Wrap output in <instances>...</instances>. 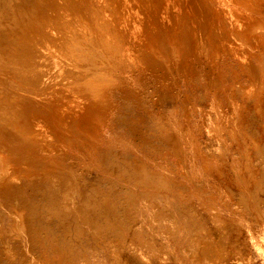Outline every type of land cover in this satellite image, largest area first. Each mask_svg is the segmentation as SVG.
I'll return each mask as SVG.
<instances>
[{
	"label": "bare ground",
	"instance_id": "bare-ground-1",
	"mask_svg": "<svg viewBox=\"0 0 264 264\" xmlns=\"http://www.w3.org/2000/svg\"><path fill=\"white\" fill-rule=\"evenodd\" d=\"M28 1L0 0V6L15 4L13 11L0 15V264H24L33 253L27 245L40 240L73 244L68 235L64 239L53 237L56 223L63 229L70 228L72 220L82 225L74 226L82 244L89 227L100 230L107 225L122 228L133 223L134 211L148 207L151 191L146 186L151 187L153 167L145 160L150 155L139 156L140 176L131 164L135 161L130 160V154L137 153L132 141L134 129L132 134L128 127L135 117L133 108L144 111L139 119L140 115L135 117L142 126L150 113L160 137L180 148L188 140L173 130L178 120L163 121L166 116L161 120L153 105L168 99L171 102L176 91L184 87L183 132L193 133L200 127L195 110H200L197 116L206 121L204 127L213 130V106L218 117L226 111L219 92L210 95L211 109L194 102V92H188L207 79L200 77L205 72L197 74L202 57L212 76L205 75L213 77L206 82L209 90L233 75L234 90L222 91L229 105L237 106L229 107L231 114L252 110L238 99L239 92L249 89L251 96L263 94L264 0ZM240 70L248 75L242 73L247 79H241L248 82L239 80ZM127 85L135 91L125 90ZM121 89L132 92L133 100L144 98L145 103L122 104ZM127 95L123 99L130 97ZM177 114L178 119L181 113ZM123 150L131 152L122 154ZM115 157L133 167L128 174L133 182L127 181L125 188L117 191L119 178L110 175L116 179L105 183L110 194H104L99 185H93L94 194H87L81 178H86L85 171L92 167L98 174L102 168L116 170ZM126 174L120 172L123 177ZM137 187L144 188L138 191Z\"/></svg>",
	"mask_w": 264,
	"mask_h": 264
},
{
	"label": "rangeland",
	"instance_id": "rangeland-1",
	"mask_svg": "<svg viewBox=\"0 0 264 264\" xmlns=\"http://www.w3.org/2000/svg\"><path fill=\"white\" fill-rule=\"evenodd\" d=\"M31 1L32 0H29L28 2ZM22 6L23 4H18V8H21ZM29 7L33 8V6ZM14 9V3L1 5L0 15L7 10L13 11ZM202 60H200L201 62H199V66H202L204 69L199 67L201 73L198 71V76L204 72L205 74L209 73V75H211V72H209L211 71L209 65L207 63H202L207 61L203 59V57ZM204 64H207L208 67L207 65L204 67ZM206 69L207 72L204 71ZM240 71V76H238L239 80H242L241 78L247 79V77L244 76V74H247L242 70ZM205 74L200 76L203 77V80L207 78L205 79L206 81L204 80L205 83L209 82L211 79L213 80V77H209V75L206 76ZM232 76L233 75H227L223 81L224 85L223 83L219 84L216 88L214 87L215 89L209 87V90L206 86L207 83H203L204 85L202 84L201 86L200 83L198 85L199 87H195L196 89L192 87H190V89L188 88L190 95L194 92L191 95L195 100L194 102L199 103L204 108L206 106V108L208 107L209 109L212 108V105L210 104L211 93H213L211 95L213 96L219 92L220 97L224 100L222 108L226 110V113L222 112V114L228 115L230 124L233 125L226 131H223L221 127H217V118H215V122L213 121V130L204 127L203 124H205L206 121L200 119L201 117L199 116L201 115L197 116V112L200 110H195L194 116L196 115V122L200 124V127H196L193 133L183 132L184 129H182V126L180 125H183V122H185L184 118L186 119V109L183 107L184 98L186 96L184 87L178 90L179 93L175 90V98L177 100L173 99L170 102L168 99V101L161 103L164 104L162 105L163 107H161V104H157V106L153 105V102H149L150 105L155 107L153 110H155L156 115L159 114L158 117L161 120H163L165 116V120L163 121L174 123L175 120H178L177 123H174L173 126L171 124V126L173 127V130L176 131L177 135L179 134L180 137L188 140L185 152H183L184 145L180 148L172 147V145L170 146L171 143L169 144V141L162 136L160 137L161 132L160 130H157L158 128L155 126V121L152 119L153 117L150 113L148 115V111L145 112L148 116L144 117L145 124L142 126V124L138 122L140 121L138 119L143 116L141 113L143 112L142 114H144V111L138 109V107L137 109L136 107L133 108L134 112L136 111L135 114L132 111L135 117L137 118V116H140L138 119L133 117V120L129 123L131 124V127L128 126L129 129L132 128L130 132L134 129V134L132 132V141L134 143V149L137 150V153L134 152V155L133 152L132 155L130 154V160L135 161L131 164H134V166L137 167L136 175L140 176V168L138 166L139 156L141 155L145 158L150 155L146 157L145 160L150 164V167H153H151V187L149 189V186H146L147 189L151 191L148 207L136 209L134 211V221L132 224L127 226L124 225V227L122 225V228H116L115 225H107L100 230H95L92 227H89L86 231L88 235L84 232L89 238L87 237V239H83L86 240L84 241L86 243L82 244L83 241L79 240L76 234V227L78 228L82 225L77 221L72 220L70 225V228L72 229L68 228L69 225L67 226V229H63V226L59 227L55 222L56 225H54L55 223L53 225L57 228L54 227L56 235H53V237L61 236L60 238L64 239V236L66 237L68 235L69 238L74 241L73 244L64 241L40 240L35 245H27L28 248H30L29 250L33 253L29 254L30 257L24 262V264H264V82H262L260 90L263 94L257 95V97L251 96L249 89H246L243 93L239 92L236 95L239 100L241 98V100L244 101H242L244 105L247 106L248 104L251 106L252 104L253 109L251 112L231 114L228 108L237 106L232 103L229 105V100L226 96L223 97V92L225 89H228V91H232V89L234 90L232 87L233 83L231 84V79H233ZM246 79L245 81L248 82ZM242 81L245 82L244 80ZM259 81L260 80L257 78L258 83ZM221 85L224 87L222 88ZM127 86L128 89L125 90L131 91V88L135 91L130 85ZM152 86L153 84L151 83V92L154 90V86ZM203 88L210 92L208 91L205 93V90L202 92ZM193 89L196 90V92ZM216 89L218 91L214 93L213 90L216 91ZM129 91L127 92L122 89L119 91L120 94L123 93V96L121 95L122 98H120V101H124V103L123 101L121 102L122 104H140L144 101V98H139L138 100L135 99L137 100L136 102L131 98L132 92ZM181 91H184L183 93L185 95H182L183 93ZM128 93L130 97L125 98H128V100L123 99L124 95L128 96ZM197 95L198 98L196 97ZM177 97L181 98V100ZM140 99H142V101ZM196 99L199 100L197 101ZM166 102H169V104L171 103L172 108L174 109L175 107V109H177H174L176 112H174L171 105ZM178 104L179 106L176 107ZM157 107L159 108L158 110ZM160 109L161 112L159 113ZM179 109L183 110L180 111ZM162 110H164V113ZM169 110L173 115L169 114ZM175 113H178L177 116L181 113V116H179L181 118L179 119L178 117L177 119ZM182 113L184 117L182 116ZM160 114L163 117L160 116ZM213 114V116L218 117L214 106ZM149 116L151 117L148 118ZM241 118L246 122L247 129L238 136L236 133L238 132ZM181 119L183 121H181ZM147 120L150 121V123L153 122L151 123L153 126H150V123ZM136 123H139L137 125L139 128L135 126ZM140 126L143 127V129ZM177 126H180L181 128ZM152 127L153 129L155 128V133L153 130L151 131ZM219 129H221V131ZM178 131L182 132V135H180L181 133ZM150 132H152L151 134L153 137ZM147 134L149 135L147 136ZM156 136L160 138L156 139ZM139 138L140 140L138 141ZM141 139H145L143 140L144 142H142ZM154 139L159 141V143ZM119 140L122 142V139ZM149 141L150 145L148 144ZM136 143L137 145H135ZM160 143L163 144V146ZM165 145H168V147ZM145 147H148L146 148L147 151ZM158 148H161L162 150L164 148L166 149L162 151ZM143 149L145 151H143ZM130 152V150L121 151L122 154ZM116 158L117 157L114 159ZM126 163L124 160L122 161V159L118 158L116 159V165L119 169H110L109 171V167L108 169L102 168L99 173L100 175L93 167L92 170H86V178H81L84 181V189L88 192L87 194H94L93 190H95V185H99L98 187L101 189L103 188L102 190L105 189L104 194H110V186H105L109 183V179L116 180L119 178L116 180L117 187L115 190L121 191L125 188L123 186L127 185V181H131L128 174L133 172V167ZM160 166H162L161 169ZM164 168L165 171H163ZM159 169L164 175L161 176L158 174ZM106 172L109 174H104ZM120 172H125L127 174L123 177V175H120ZM91 175H93L92 178ZM106 175H111L112 177L114 176L117 178L113 179L111 176L109 178ZM99 177L103 180L99 179ZM94 182L96 183L93 184ZM132 182L133 181H131V183ZM102 184L105 187H101L100 185ZM87 187L88 189L90 188V192L87 190ZM142 188L137 187V190L141 191ZM95 196L101 201L100 195L97 194ZM118 196L119 202V199L121 198L120 195ZM139 202L140 200H138V203ZM120 208L121 207L119 206V209ZM106 210L108 211V209ZM120 210H122V208ZM74 222L76 223L72 224ZM6 223L10 226L8 220ZM64 231L66 233H64ZM62 233L65 235H62Z\"/></svg>",
	"mask_w": 264,
	"mask_h": 264
},
{
	"label": "crops",
	"instance_id": "crops-1",
	"mask_svg": "<svg viewBox=\"0 0 264 264\" xmlns=\"http://www.w3.org/2000/svg\"><path fill=\"white\" fill-rule=\"evenodd\" d=\"M227 107V106H226ZM229 109V108H228ZM249 111L251 109H253L252 104L251 106H249ZM214 115V114H213ZM215 118H217V127H221L223 131H226V128L229 130L231 126H233L232 124H230V119L227 117V115H222L217 117V116H213V121L215 122ZM244 118V117H242ZM241 118V122L239 123V128H238V132L236 133V135L239 136V134H242L243 132H245L246 128V122L243 121V119ZM257 118V117H256ZM224 124V125H223ZM221 131V129H219ZM246 134V133H245ZM187 146V143L184 144L183 146V152H185V148ZM177 161V160H176Z\"/></svg>",
	"mask_w": 264,
	"mask_h": 264
}]
</instances>
